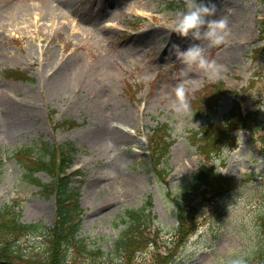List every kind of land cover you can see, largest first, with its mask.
Instances as JSON below:
<instances>
[{
    "label": "rangeland",
    "instance_id": "1",
    "mask_svg": "<svg viewBox=\"0 0 264 264\" xmlns=\"http://www.w3.org/2000/svg\"><path fill=\"white\" fill-rule=\"evenodd\" d=\"M85 2L92 1H79L80 6L86 8ZM109 2L98 13L80 15V9V30L62 22L64 17L73 18L75 7L59 11L58 17L42 18L35 10L17 20L6 17L0 4V127L13 114L29 126L13 136L0 135V209L18 201L23 220L52 225L54 199L44 197L39 187L25 180L24 168L14 151L32 147L39 154L42 142L71 141L78 148L69 171L80 191L81 236L89 238L91 245L97 243L110 250L122 228L125 211L144 206L151 199L155 217L152 236L157 232L159 247L164 251L173 245L178 227L172 197L180 193V186L202 162L191 130L222 117L235 98L243 108H259L264 120V1L216 0L215 15H226L230 30L225 44L207 50L208 56L216 59L219 71L215 75L200 71L185 77H179L183 65L169 55V50L173 42L187 47L189 41L178 37L169 25L188 0ZM169 3L174 7L169 8ZM150 25L158 32L144 34L141 41L136 39ZM103 30L110 31L108 36ZM56 62L61 67L71 64L68 75L73 80L70 88L52 95L48 79L58 67ZM83 65L90 68V80L80 74L75 81L74 72L79 73L77 66ZM8 68L26 70L28 77H12L5 72ZM85 80L86 84L79 83ZM220 80L228 89L217 107L197 113V92ZM178 82L185 84L188 99V108L180 112L175 110ZM132 113L135 119L122 121ZM63 120H74L76 125L57 124ZM14 123L18 121L14 119ZM160 123L168 124L175 140L166 184L152 169L146 142V135ZM108 126L124 130L122 146L95 140L96 134ZM237 136L236 147L225 148L221 158L215 160L216 169L232 177L235 185L217 201H199L198 228L169 264H242L249 252L264 249V155L260 142L248 131L240 130ZM38 176L50 180L44 171ZM24 242L42 246L44 235L27 237ZM153 250L151 245L139 251L134 264H154ZM113 262L121 264L119 255Z\"/></svg>",
    "mask_w": 264,
    "mask_h": 264
},
{
    "label": "trees",
    "instance_id": "2",
    "mask_svg": "<svg viewBox=\"0 0 264 264\" xmlns=\"http://www.w3.org/2000/svg\"><path fill=\"white\" fill-rule=\"evenodd\" d=\"M12 74L17 77L23 76V73L18 71ZM216 87L220 86L214 85L212 88H207L204 91L205 94L196 99L198 109H211L216 105L217 98L220 96ZM239 129H247L252 136L257 137L261 142V151L264 153V124L259 118V111L242 112L236 102L223 118L216 122L203 124L200 131L192 133L207 161L186 183L183 192L187 200L205 191H211L217 195L222 193L225 187L231 186V179L221 175L208 162L219 155L222 147L235 145L236 132ZM165 130H167V125L158 126L149 137L151 158L157 170L161 169V165L167 161L169 156L171 143L167 140ZM41 149L43 152L39 157L34 156L33 151L30 150L18 151L16 155L25 167V179L38 185L39 191L46 197L55 196V223L53 226H46L42 223L24 222L21 219V210L15 209L18 203L1 209L0 264H83V252L87 251L88 244L82 239H77L79 223L75 220V215L78 214L80 207L75 195H78V191L72 189L69 177L62 175L76 147L73 142L60 144L46 142ZM41 170L47 171L52 180L49 182L41 180L36 175V172ZM176 202L177 216L180 220L177 237H179L178 241H183L195 226L199 208L189 202L185 204L181 199ZM146 208L144 206L141 209L126 210V218H123L124 228L120 230L115 241L116 249L126 260L122 264H131L136 251L145 247L149 242L147 227L152 218L146 213ZM37 233L45 236L44 247L38 251H26L21 240ZM72 249L75 253H70ZM155 260L161 264L166 263L156 254ZM259 260L258 264H264V250L259 255Z\"/></svg>",
    "mask_w": 264,
    "mask_h": 264
},
{
    "label": "clouds",
    "instance_id": "3",
    "mask_svg": "<svg viewBox=\"0 0 264 264\" xmlns=\"http://www.w3.org/2000/svg\"><path fill=\"white\" fill-rule=\"evenodd\" d=\"M217 7L216 0H188L186 7L176 13L169 25L178 37L189 41L187 47L173 42L169 50V55L175 56L183 65L179 77L200 71L215 75L219 71L216 59L210 58L207 50L225 44L230 30L226 15L216 17ZM174 90L178 100L175 110H186L185 84L178 82Z\"/></svg>",
    "mask_w": 264,
    "mask_h": 264
},
{
    "label": "bare ground",
    "instance_id": "4",
    "mask_svg": "<svg viewBox=\"0 0 264 264\" xmlns=\"http://www.w3.org/2000/svg\"><path fill=\"white\" fill-rule=\"evenodd\" d=\"M79 1H82V0H34L33 3H31L30 0H16L15 2H9L8 0H0V4L4 5V14L6 17H10L12 19H17V20H21L25 18L28 14L34 12L35 10L39 11L38 13L40 14L42 18L58 17L59 11L61 13H64L66 11H71L72 8L75 7V15L72 14L73 18L69 20L66 17H64L62 22H64V24H67L70 27L78 28V30L82 29V28H79L81 27L80 24H82V22L78 19V16H79L78 11L80 9L83 10L80 13V15L85 12L98 13L102 7H106L107 4L108 5L111 4V2L107 3V0H90L92 2H85L88 4V6L84 8L80 6ZM117 3L118 1L117 2L114 1L115 5ZM91 5H95V6H91ZM77 21L79 24H76ZM104 32L107 36H108V33H110V31L108 30H103V33ZM151 32L152 33L158 32L156 29V26L150 25L149 27L143 29V31H141V33L136 37V39L141 41V39L144 37V34L151 33ZM77 62L78 61L75 60V65L78 64ZM56 64L58 65L57 69L53 72L51 77L48 79L49 84H50L49 92L52 95L57 90L65 91L67 87L70 88L69 85L71 81L73 80V78L68 75V73L71 72V68H70L71 64L66 63L62 67H61L62 64H59L58 62H56ZM77 69L78 71L80 70V72L79 73L74 72L75 81H79L80 74H86L87 78L89 77V80H90L91 71L89 67H86L83 65L82 67L77 66ZM86 82L87 80L79 82V83L82 85L84 83L86 84ZM109 108H112L111 102H109ZM135 116H136L135 113L126 115L122 121L127 122V120H133L135 119ZM14 119H16L18 123H14ZM25 127H29L27 122L19 121L17 115L15 114L9 115L8 118H5L4 124L0 127V135L4 133L8 136H13L17 133L16 131L20 132ZM123 131L124 130L121 127L108 126L104 130H102V132L96 134L98 135L97 136L98 138L96 137L95 140L100 141L101 139H103L104 143L107 146H110L111 143L114 145L122 146L125 143V138H126V134H124ZM102 201L103 199L100 200V204L102 203ZM93 204L94 206H97V203H92V205Z\"/></svg>",
    "mask_w": 264,
    "mask_h": 264
}]
</instances>
